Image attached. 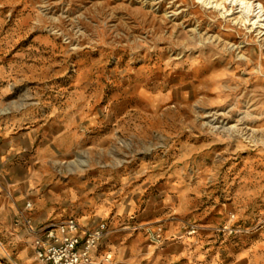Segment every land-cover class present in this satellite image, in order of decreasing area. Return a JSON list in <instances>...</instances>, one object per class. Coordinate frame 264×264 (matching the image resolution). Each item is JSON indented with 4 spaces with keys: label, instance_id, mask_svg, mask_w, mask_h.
Returning <instances> with one entry per match:
<instances>
[{
    "label": "rangeland",
    "instance_id": "1",
    "mask_svg": "<svg viewBox=\"0 0 264 264\" xmlns=\"http://www.w3.org/2000/svg\"><path fill=\"white\" fill-rule=\"evenodd\" d=\"M150 3L0 0V181L34 225L105 224L95 264H264V43ZM14 224L0 264H43Z\"/></svg>",
    "mask_w": 264,
    "mask_h": 264
},
{
    "label": "built area",
    "instance_id": "2",
    "mask_svg": "<svg viewBox=\"0 0 264 264\" xmlns=\"http://www.w3.org/2000/svg\"><path fill=\"white\" fill-rule=\"evenodd\" d=\"M31 207L27 203L25 210ZM18 216L17 224L33 236L34 256L43 264H95L96 249L108 233L105 224L84 228L74 218L34 225L20 213Z\"/></svg>",
    "mask_w": 264,
    "mask_h": 264
},
{
    "label": "bare ground",
    "instance_id": "3",
    "mask_svg": "<svg viewBox=\"0 0 264 264\" xmlns=\"http://www.w3.org/2000/svg\"><path fill=\"white\" fill-rule=\"evenodd\" d=\"M157 10H160L163 0H150ZM199 4L203 5L205 9L219 13L224 18H231L232 22L243 26L245 29H249L251 32H256L258 38L262 39L264 43V2L259 0H198ZM152 3H150L152 5ZM168 15V13H166ZM177 13L172 12L171 17H176ZM242 58V56H241ZM85 73V72H84ZM83 72H78V79L84 75ZM68 104V107H71ZM67 111V110H66ZM218 113H206L204 114L205 123L212 132H221L234 138H238L243 135V131L239 133L235 131L233 126L227 127L224 117ZM74 121L71 120L70 124ZM66 147V146H65ZM68 147V146H67Z\"/></svg>",
    "mask_w": 264,
    "mask_h": 264
},
{
    "label": "crops",
    "instance_id": "4",
    "mask_svg": "<svg viewBox=\"0 0 264 264\" xmlns=\"http://www.w3.org/2000/svg\"><path fill=\"white\" fill-rule=\"evenodd\" d=\"M11 175L13 173L11 172ZM8 190L11 196L7 195ZM20 213V178L0 181V246L2 249L6 245H10L9 241L14 240L9 235L18 232L14 224ZM33 240V237L31 238ZM18 241V240H17ZM120 257L127 254V251L122 250ZM124 262L135 263L133 256L127 255L122 259ZM169 258L163 254L155 255L148 264H164Z\"/></svg>",
    "mask_w": 264,
    "mask_h": 264
}]
</instances>
